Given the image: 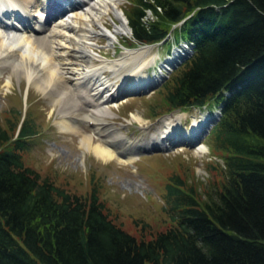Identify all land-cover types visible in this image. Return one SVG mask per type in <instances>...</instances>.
I'll return each instance as SVG.
<instances>
[{
  "label": "trees",
  "instance_id": "obj_1",
  "mask_svg": "<svg viewBox=\"0 0 264 264\" xmlns=\"http://www.w3.org/2000/svg\"><path fill=\"white\" fill-rule=\"evenodd\" d=\"M130 2L134 42L172 32L194 43L149 112L219 108L210 138L222 184L204 198L172 176L165 194L172 226L137 238L110 216L96 188L77 195L26 165L23 153L38 132L21 115L0 126V264H264V0Z\"/></svg>",
  "mask_w": 264,
  "mask_h": 264
},
{
  "label": "rangeland",
  "instance_id": "obj_2",
  "mask_svg": "<svg viewBox=\"0 0 264 264\" xmlns=\"http://www.w3.org/2000/svg\"><path fill=\"white\" fill-rule=\"evenodd\" d=\"M120 1V8L126 17L124 10L130 9L131 2L130 0ZM126 20L128 23L127 17ZM104 22L106 28L111 30L117 25V19L111 15H105ZM170 43H175L174 35L170 38ZM134 44L131 33L118 34L112 40L100 34L92 39L90 50L97 58L111 61L126 57L125 53L129 48L137 47ZM152 45L153 49L147 57L153 60L146 69V75H151V77L157 75L158 77L160 76L158 69H162L160 65L164 59L168 58L171 46L168 48L166 43ZM143 46L146 45L138 46V48ZM186 50L188 51L187 48ZM128 70L122 68L119 71L120 75L110 72H107V75L120 85L130 77L132 78L129 81L132 82L136 79H143L140 75L128 74ZM7 75H9V70L0 75V126L7 127L8 120L16 121L22 115L23 118L27 116L28 121L36 125L39 133L32 139L29 149L23 153L26 165L39 171L43 177H49L58 186L77 195L89 196L96 188L110 216L118 225L137 238L151 239L157 233L172 226V221L165 208L166 185L172 176H179L186 188L193 186L204 198L207 191L212 192L221 186L223 175L218 164H222L221 153L213 148L210 138L214 121L209 122L202 135L199 130L192 135L189 132L193 125L205 121L208 114L205 116L202 113L203 110L210 111V105L201 109L190 108L184 115H181V119L187 117V120H184V127L188 130L186 133L176 131L178 129L176 125L177 127L171 129L166 136L163 134L166 122L170 119L174 121L175 116L180 115L174 109L169 111L177 112L176 114L172 113L156 120L150 116L151 106L160 105L162 102L161 99L165 92L160 90L169 81L172 71L166 73L167 77L147 93L128 94L123 98L120 97L121 99L117 98L118 95L113 100L116 105H111L113 117H109V121L120 127L130 139L142 140L143 143V146L136 151L137 159L131 164L120 162L118 158L104 161L90 152L81 150L78 137L62 132L56 123L55 120L59 113L52 106L49 98L25 78L13 77V84L7 90L8 88L3 84ZM157 81L158 78L149 79L144 85L143 82H137L132 88L140 89L142 86L154 84ZM127 91V87L123 86L118 93L123 94ZM214 110L218 116V108ZM131 112L140 115L142 120L133 119ZM83 127L85 130L89 129L86 124H83ZM173 131L178 134L174 137L178 142L194 141L197 137L200 142L194 145H179L168 150L142 152V150H149L146 147L155 145L170 146L174 139L170 137L174 134ZM155 132L157 135H152ZM200 146H204L205 152L199 151Z\"/></svg>",
  "mask_w": 264,
  "mask_h": 264
},
{
  "label": "bare ground",
  "instance_id": "obj_3",
  "mask_svg": "<svg viewBox=\"0 0 264 264\" xmlns=\"http://www.w3.org/2000/svg\"><path fill=\"white\" fill-rule=\"evenodd\" d=\"M120 4V0H82L81 7L54 18L49 25L53 17L46 0H0V75L9 70L3 83L7 90L17 77L42 91L59 113L55 121L61 131L77 136L81 150L104 161L118 158L131 164L143 143L130 139L109 121L121 85L107 72L120 75L119 71L127 68L128 74L145 78V70L153 60L147 57L153 45L129 49L126 57L111 61L97 58L90 50L97 35L112 40L118 34L130 33ZM17 8L20 14L15 12ZM105 15L117 19L113 30L104 29ZM183 52L179 48L177 56ZM179 113L174 121L166 122L165 136L186 112ZM131 117L142 120L135 112ZM83 124L89 129L85 130ZM199 151L205 152L204 146Z\"/></svg>",
  "mask_w": 264,
  "mask_h": 264
}]
</instances>
